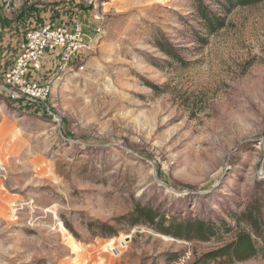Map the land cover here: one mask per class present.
Returning a JSON list of instances; mask_svg holds the SVG:
<instances>
[{"label": "rangeland", "instance_id": "374dc122", "mask_svg": "<svg viewBox=\"0 0 264 264\" xmlns=\"http://www.w3.org/2000/svg\"><path fill=\"white\" fill-rule=\"evenodd\" d=\"M194 5L77 0L90 49L59 63L46 101L0 95V264H166V253L189 264L234 237L188 243L116 225L136 203L225 219L259 202L264 222V1L232 7L205 45L188 32ZM90 220L116 234L92 236Z\"/></svg>", "mask_w": 264, "mask_h": 264}, {"label": "trees", "instance_id": "16d2710c", "mask_svg": "<svg viewBox=\"0 0 264 264\" xmlns=\"http://www.w3.org/2000/svg\"><path fill=\"white\" fill-rule=\"evenodd\" d=\"M264 0H195L194 12L197 29L189 27L188 32L195 42L205 45L207 37L226 26L225 17L235 7H247ZM233 7V8H232ZM4 23L3 26H7ZM155 47L174 62L175 49L164 37L157 39ZM185 206V205H183ZM225 219L213 211L193 214L188 209L162 211L151 204L136 203L132 210L115 220L116 225L129 227L146 226L155 233L188 243H208L222 233H234V237L221 247L202 254L189 264H232L261 255L264 262V222L259 202H251L244 211H225ZM70 232H73L67 226ZM87 229L92 236L115 235L114 228L106 223L90 220ZM75 234V233H73ZM76 236V235H75ZM166 264L177 262L179 254H165Z\"/></svg>", "mask_w": 264, "mask_h": 264}, {"label": "built area", "instance_id": "2783aa9c", "mask_svg": "<svg viewBox=\"0 0 264 264\" xmlns=\"http://www.w3.org/2000/svg\"><path fill=\"white\" fill-rule=\"evenodd\" d=\"M81 23L75 22L71 27L45 25L25 31L11 69L4 74L1 89L3 95L14 103L27 101L39 104L47 100L52 92V84H40L28 79L30 70H38L41 62L49 53H57L61 70L90 49L85 40ZM82 71L83 68H78ZM109 248L114 257H119L126 248L127 239Z\"/></svg>", "mask_w": 264, "mask_h": 264}, {"label": "crops", "instance_id": "0c3cea01", "mask_svg": "<svg viewBox=\"0 0 264 264\" xmlns=\"http://www.w3.org/2000/svg\"><path fill=\"white\" fill-rule=\"evenodd\" d=\"M76 1L0 0V95H3V76L13 65L25 31L45 25L71 27L78 22L72 8ZM4 23L8 25L3 26ZM59 63L56 53L49 54L41 62L40 68L29 71L27 77L40 84L51 83L58 76ZM1 209L4 212L5 206L2 205Z\"/></svg>", "mask_w": 264, "mask_h": 264}, {"label": "bare ground", "instance_id": "6f19581e", "mask_svg": "<svg viewBox=\"0 0 264 264\" xmlns=\"http://www.w3.org/2000/svg\"><path fill=\"white\" fill-rule=\"evenodd\" d=\"M62 227V226H61Z\"/></svg>", "mask_w": 264, "mask_h": 264}]
</instances>
